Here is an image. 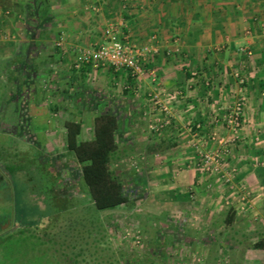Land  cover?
<instances>
[{"label":"crops","instance_id":"obj_1","mask_svg":"<svg viewBox=\"0 0 264 264\" xmlns=\"http://www.w3.org/2000/svg\"><path fill=\"white\" fill-rule=\"evenodd\" d=\"M8 1L22 10L42 0ZM47 1L34 38L41 62L31 71L57 67L52 82L64 121L53 126L57 134L66 137L65 123L74 120L81 124L79 140L90 141L94 118L113 109L120 123L112 168L140 215L164 217L167 228L182 232L188 262L264 264V250L251 248L264 237V0ZM109 23L132 46L148 49L152 76L132 81L111 66L71 69L78 50L103 43ZM53 39L50 49L45 44ZM45 77L27 100L34 120L46 105ZM154 93L172 116L158 133L149 130L161 115ZM239 101L243 128L227 163L236 172L225 183L198 172L196 149H212L211 135L230 137L219 121Z\"/></svg>","mask_w":264,"mask_h":264},{"label":"rangeland","instance_id":"obj_2","mask_svg":"<svg viewBox=\"0 0 264 264\" xmlns=\"http://www.w3.org/2000/svg\"><path fill=\"white\" fill-rule=\"evenodd\" d=\"M0 2V264H198L188 262L182 232L167 228L164 217L140 215L135 204L95 208L65 137L53 127L64 123L52 82L57 67L31 71L41 60L24 12ZM43 3L48 11V1ZM55 41L45 45L52 49ZM45 75L50 112L40 106L34 120L27 100Z\"/></svg>","mask_w":264,"mask_h":264},{"label":"built area","instance_id":"obj_3","mask_svg":"<svg viewBox=\"0 0 264 264\" xmlns=\"http://www.w3.org/2000/svg\"><path fill=\"white\" fill-rule=\"evenodd\" d=\"M103 37V43L96 48L78 50L71 69L80 70L88 66L94 68L111 66L116 70L126 71L132 81H140L148 74L153 75L147 70L148 49H138L132 46L121 37L118 25L109 23L104 29ZM150 99L161 115L151 121L149 130L158 133L171 126L172 116L167 104L161 100L159 93L151 94ZM243 112L244 104L242 102L239 101L232 105L223 120V125L230 137L225 140L212 135L209 137L214 146L212 149L207 151L196 149L199 159L196 168L201 175H212L221 178L225 183L231 181L236 170L227 167L230 158V145L237 140L243 128Z\"/></svg>","mask_w":264,"mask_h":264},{"label":"trees","instance_id":"obj_4","mask_svg":"<svg viewBox=\"0 0 264 264\" xmlns=\"http://www.w3.org/2000/svg\"><path fill=\"white\" fill-rule=\"evenodd\" d=\"M43 1H38L31 7L22 9L27 18L34 17L32 23L26 20V30L29 29L27 33L33 38L48 14ZM33 45L38 47L35 40ZM28 55L27 52L26 57ZM21 65L22 67L28 66L24 61L21 62ZM119 123L118 113L113 109L99 114L94 118L93 138L90 141L79 140L80 123L74 120L65 123L66 148L79 165L80 177L88 189L92 203L99 211L115 210L120 206H133L135 201V197L128 192L126 185L112 168V158L118 148L116 133ZM251 248L264 250V237L251 245Z\"/></svg>","mask_w":264,"mask_h":264}]
</instances>
